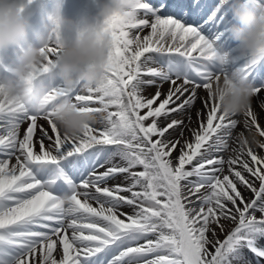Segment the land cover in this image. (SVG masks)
Segmentation results:
<instances>
[{
    "label": "snow or ice",
    "instance_id": "6c2138e0",
    "mask_svg": "<svg viewBox=\"0 0 264 264\" xmlns=\"http://www.w3.org/2000/svg\"><path fill=\"white\" fill-rule=\"evenodd\" d=\"M232 3L121 0L104 22L107 72L82 92L48 72L63 43L59 3L49 12L22 0L45 25L44 63L32 74L44 103L59 97L102 120L66 139L46 108L0 102V264H264V54L232 45ZM246 3L264 10V0ZM213 49L228 51V67L252 84L247 135L234 134L239 121L212 99L213 79L226 74ZM19 51L0 52V76ZM200 90L206 114L197 112L189 140L182 117Z\"/></svg>",
    "mask_w": 264,
    "mask_h": 264
},
{
    "label": "clouds",
    "instance_id": "9594fccd",
    "mask_svg": "<svg viewBox=\"0 0 264 264\" xmlns=\"http://www.w3.org/2000/svg\"><path fill=\"white\" fill-rule=\"evenodd\" d=\"M94 23L75 29L71 42L62 43L54 63L48 72L54 74L68 90L79 83L81 91L98 86L106 72L110 34L104 22L113 14L120 13L121 0H98ZM232 23L229 36L240 56L254 57L264 54V10H253L246 0H233ZM60 31L72 30L73 22L60 13L57 16ZM48 44L46 35L32 30L25 16L23 5L17 0H0V52L19 49V54L8 65V73L0 76V102L15 105L27 101L34 111L47 109L52 112L53 122L66 139H76L87 127H96L102 120L101 113L81 111L71 102L57 98L50 105L44 103L46 90L32 80V74L44 63V51ZM212 58L225 70L212 81V99L219 103L226 116L243 112L252 95V84L235 69H230V53L213 49ZM67 204L68 199L63 198Z\"/></svg>",
    "mask_w": 264,
    "mask_h": 264
},
{
    "label": "bare ground",
    "instance_id": "6f19581e",
    "mask_svg": "<svg viewBox=\"0 0 264 264\" xmlns=\"http://www.w3.org/2000/svg\"><path fill=\"white\" fill-rule=\"evenodd\" d=\"M17 2L22 4V0H17ZM41 2H42V6L49 12H51L52 9L56 6V4L59 3L60 14L63 17L73 22L72 30H62L60 32L61 37L64 42H71L75 38V35H76L75 29L84 27L87 24L94 23L96 13L99 7L98 0H41ZM32 7L34 8L35 5H33ZM26 10L27 9H25V11ZM27 18L31 20L30 23L32 25V30L46 35V30H45L43 19L39 18L34 11L29 16H27ZM50 59H54V57L50 56ZM167 89H168V84H164L162 86V91L166 93ZM155 90H156L155 87H150L148 89V92L149 94H154ZM187 96L188 94L186 93L184 98H187ZM205 96H206L205 90L198 91L197 98L194 101V106L187 109L182 117L185 121V124L189 125L188 128L184 129V136L188 138L189 140H191V130H198V127H199V120L197 117V112H205L206 114V110L203 109V105H202V99L205 98ZM162 98L163 97H161V99ZM252 105L255 109V105H256L255 99L252 100ZM189 116H191V121L188 120ZM178 118H181V117L177 116V114L175 113L171 114L170 119H178ZM205 118H206V115H205ZM231 118L237 119L239 121L238 127L234 130V134H239L241 131H244L245 135H247V129H245L243 126V120H244L243 114L239 113V114L233 115ZM161 122H163V118H161ZM38 123L43 125L46 129H48L49 134L52 135L51 129L47 125L46 121L41 119L39 120ZM99 126L101 125L98 124L97 127ZM26 127H27V123L22 124L21 133ZM169 132L171 133V136L169 137L170 139H174L179 136V130L173 132L170 129ZM40 136H41L40 130L39 128H37L34 134V151H36L37 153L39 152ZM261 139H264V138H261ZM44 143L45 145H48L50 142L47 139H45ZM260 151H264V150H260ZM175 155H179V152L176 151ZM3 158L5 157L0 156V159H3ZM11 162L12 163L15 162L14 158L12 159Z\"/></svg>",
    "mask_w": 264,
    "mask_h": 264
},
{
    "label": "rangeland",
    "instance_id": "374dc122",
    "mask_svg": "<svg viewBox=\"0 0 264 264\" xmlns=\"http://www.w3.org/2000/svg\"><path fill=\"white\" fill-rule=\"evenodd\" d=\"M28 13V11H26L24 14H27ZM3 157V156H2Z\"/></svg>",
    "mask_w": 264,
    "mask_h": 264
}]
</instances>
